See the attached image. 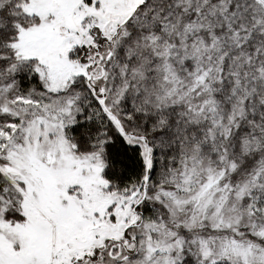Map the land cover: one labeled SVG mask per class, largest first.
Returning a JSON list of instances; mask_svg holds the SVG:
<instances>
[{
	"label": "snow or ice",
	"instance_id": "obj_1",
	"mask_svg": "<svg viewBox=\"0 0 264 264\" xmlns=\"http://www.w3.org/2000/svg\"><path fill=\"white\" fill-rule=\"evenodd\" d=\"M0 264H264V0H0Z\"/></svg>",
	"mask_w": 264,
	"mask_h": 264
}]
</instances>
